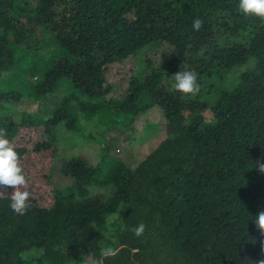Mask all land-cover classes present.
<instances>
[{"label": "trees", "instance_id": "trees-1", "mask_svg": "<svg viewBox=\"0 0 264 264\" xmlns=\"http://www.w3.org/2000/svg\"><path fill=\"white\" fill-rule=\"evenodd\" d=\"M27 63L40 79L0 87V110L70 92L0 115V264H264V0H0V75ZM151 107L166 138L135 169L71 157L52 184L60 129Z\"/></svg>", "mask_w": 264, "mask_h": 264}, {"label": "rangeland", "instance_id": "rangeland-1", "mask_svg": "<svg viewBox=\"0 0 264 264\" xmlns=\"http://www.w3.org/2000/svg\"><path fill=\"white\" fill-rule=\"evenodd\" d=\"M39 48L41 55H45L52 48L55 50L53 44L49 47L40 46ZM28 64L22 69L19 68V64L2 73L0 75V87L15 92H23L27 82L39 80L42 74L40 65H37L38 71L31 70V73H27L26 66ZM246 68H251V65L240 66L231 70L226 77L225 88L231 89L234 85L235 74L242 73ZM184 70L185 68L181 67L179 73L184 74ZM211 84L212 79L206 80L202 89H205L206 86L210 87ZM68 92H70V88L63 80L56 87L54 94L38 101L23 95L17 103L2 107L0 115L13 121H18L21 115L30 116L34 120L46 119L54 108L62 102L63 97ZM210 117L208 114L207 118L209 120ZM79 123L86 129L83 135L86 136L90 133L91 138L70 134L62 129L57 135L56 153L51 161V182L58 189H64L71 185V179L61 172V164L64 160L71 157H80L89 166L99 167L100 170H104L105 166H112L116 162H122L128 168L135 169L166 138L164 119L156 107H151L139 113L130 124V127L114 125L107 129L104 127V129L102 127L95 128L89 120H86L83 113ZM92 193L91 195H94L98 192L95 190ZM85 261L87 262L85 264H97L92 262L90 258Z\"/></svg>", "mask_w": 264, "mask_h": 264}]
</instances>
